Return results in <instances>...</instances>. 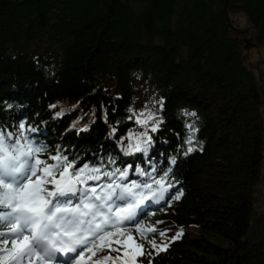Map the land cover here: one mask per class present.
<instances>
[{
	"label": "trees",
	"instance_id": "16d2710c",
	"mask_svg": "<svg viewBox=\"0 0 264 264\" xmlns=\"http://www.w3.org/2000/svg\"><path fill=\"white\" fill-rule=\"evenodd\" d=\"M230 12L264 42V0H0V125L35 128L29 135L45 146L41 159L60 154L102 172L131 165L130 180L139 178L136 167L155 165L157 176L171 168L173 186L140 219L156 232L142 240L133 231L148 250L153 238L169 244L153 264H264L254 202L264 88ZM139 94L164 122L149 133L147 153L125 154L134 143L128 134L143 131L133 115ZM186 123L197 129L192 144ZM188 147L196 150L185 155ZM212 162L222 185L215 195L199 185ZM108 251L120 254L98 253Z\"/></svg>",
	"mask_w": 264,
	"mask_h": 264
},
{
	"label": "snow or ice",
	"instance_id": "6c2138e0",
	"mask_svg": "<svg viewBox=\"0 0 264 264\" xmlns=\"http://www.w3.org/2000/svg\"><path fill=\"white\" fill-rule=\"evenodd\" d=\"M157 103V111H163V100ZM133 115L143 131L128 134L134 143L127 145L125 154L147 153L153 143L149 133H156L164 121L153 111ZM182 115L197 116L186 110ZM185 126L191 130L186 143L192 144L197 129L194 123ZM35 131L23 122L12 129L0 125V264H89L105 248L120 254L94 264H138L141 257L153 264L154 254L167 251L169 244H158L155 238L147 240L151 250L146 249L133 231L142 240L147 239L146 231L156 232L154 227L145 230L138 217L146 214V202L165 199L173 186L168 175L171 168L157 176L155 165L151 171L136 167L139 179L130 180L131 165L102 172L88 164L77 168L60 154L41 159L45 146H36L29 135ZM195 150L188 147L185 155ZM170 163L174 165L176 158ZM182 195L172 198L179 200ZM181 235L177 233L171 241Z\"/></svg>",
	"mask_w": 264,
	"mask_h": 264
},
{
	"label": "rangeland",
	"instance_id": "374dc122",
	"mask_svg": "<svg viewBox=\"0 0 264 264\" xmlns=\"http://www.w3.org/2000/svg\"><path fill=\"white\" fill-rule=\"evenodd\" d=\"M229 19L232 23V26L237 31L247 66L251 67L252 71L255 73V75L259 79V82L264 88V42L258 39L256 33L251 29L248 20L242 13L230 12ZM146 100L148 101L146 102ZM151 104L152 101L146 99L144 94H139L135 102V114L139 115L141 111H144L145 113H147L148 111H152V108L150 107ZM145 105L147 106L146 108L144 107ZM215 172L216 170H214V163L212 162L200 175L201 180L199 183L202 190L214 195L217 194L218 191H222V185L218 184L219 180ZM256 190L257 191L254 198L255 214L257 217L256 220L260 224H264V158L262 165V180ZM212 202L217 203V201L214 200H212ZM114 246H116V244H114ZM117 255L118 254H114L112 257H115ZM99 257L100 256L97 254L96 257H93L92 261H89V264H94L95 260L103 259ZM107 264H112V262H107ZM117 264H119V262H117Z\"/></svg>",
	"mask_w": 264,
	"mask_h": 264
}]
</instances>
